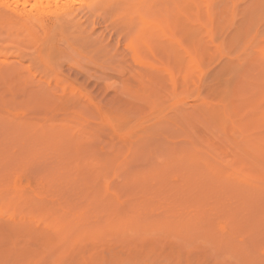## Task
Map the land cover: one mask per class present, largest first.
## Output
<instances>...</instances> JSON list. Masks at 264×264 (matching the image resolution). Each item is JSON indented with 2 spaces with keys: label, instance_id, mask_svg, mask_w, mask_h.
Instances as JSON below:
<instances>
[{
  "label": "rangeland",
  "instance_id": "1",
  "mask_svg": "<svg viewBox=\"0 0 264 264\" xmlns=\"http://www.w3.org/2000/svg\"><path fill=\"white\" fill-rule=\"evenodd\" d=\"M160 2L144 67L106 15L46 68L0 29V264H264V0Z\"/></svg>",
  "mask_w": 264,
  "mask_h": 264
},
{
  "label": "bare ground",
  "instance_id": "2",
  "mask_svg": "<svg viewBox=\"0 0 264 264\" xmlns=\"http://www.w3.org/2000/svg\"><path fill=\"white\" fill-rule=\"evenodd\" d=\"M160 1L164 10L170 11V0ZM154 4V0H0V29L6 30L7 37L17 43L16 46L9 47L8 51L16 48L15 52L30 55L35 64L46 68L48 65L42 55L44 50H50L65 32L77 34L79 31H86L98 16L106 15L107 27L112 26L115 34L122 36L133 63L144 67L143 54L152 55V43L156 44L152 35L157 34H152V18L145 16L144 11L146 8L152 9ZM172 8L171 12H177L175 20L180 12L179 5L173 1ZM171 20L164 17L160 22L171 25ZM22 47L25 49L20 50ZM5 57L4 64L12 66L9 60L11 57ZM262 64L264 66V61L260 66ZM189 69L188 67V71ZM263 95L264 88L260 90L258 97ZM260 150L263 154L264 148L257 149L259 153ZM206 166L207 172L215 176L213 167Z\"/></svg>",
  "mask_w": 264,
  "mask_h": 264
}]
</instances>
